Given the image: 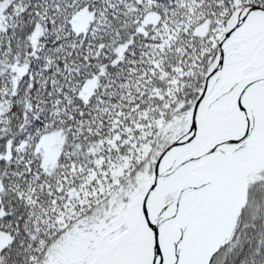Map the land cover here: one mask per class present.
<instances>
[{
	"label": "snow or ice",
	"instance_id": "snow-or-ice-1",
	"mask_svg": "<svg viewBox=\"0 0 264 264\" xmlns=\"http://www.w3.org/2000/svg\"><path fill=\"white\" fill-rule=\"evenodd\" d=\"M0 264H264V0H0Z\"/></svg>",
	"mask_w": 264,
	"mask_h": 264
}]
</instances>
